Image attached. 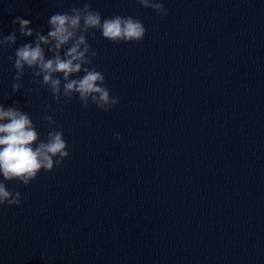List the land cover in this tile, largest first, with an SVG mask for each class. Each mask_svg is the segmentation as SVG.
Instances as JSON below:
<instances>
[{
  "label": "water",
  "instance_id": "obj_1",
  "mask_svg": "<svg viewBox=\"0 0 264 264\" xmlns=\"http://www.w3.org/2000/svg\"><path fill=\"white\" fill-rule=\"evenodd\" d=\"M85 2L145 36L86 34L119 98L108 111L56 103L27 67L14 93L8 57L35 33L0 48V103L40 140L61 130L69 152L27 186L4 181L21 203L0 205V264H264V0H159L164 16L138 0H0V37L16 16L46 35Z\"/></svg>",
  "mask_w": 264,
  "mask_h": 264
},
{
  "label": "clouds",
  "instance_id": "obj_2",
  "mask_svg": "<svg viewBox=\"0 0 264 264\" xmlns=\"http://www.w3.org/2000/svg\"><path fill=\"white\" fill-rule=\"evenodd\" d=\"M138 3L158 15L168 14V9L159 0H138ZM12 23L18 28L0 37V48L14 45L17 31L24 37L35 33L33 41L20 45L14 57H8L13 60L16 70L12 84L14 93L22 88L20 80L27 67L32 70L33 83L47 85L56 103L61 102V96L70 102L78 94L84 107L91 102L104 111L116 105L119 98L110 95L104 74L95 66L89 67L98 53L92 49L86 34L93 29L99 30L103 38L120 43L140 41L146 32L139 19L121 15L102 18V13L87 2L83 7L52 14L47 21L49 31L46 35L31 28V21L20 16H16ZM46 50L52 53L51 57H46ZM81 72L84 73L82 76L71 78ZM58 74H62V78ZM41 76L42 80L36 79ZM17 103L10 107L0 103V176L3 177L0 180V205L21 203V193L9 190L4 181H18L27 186L41 170L50 172L69 156L63 132L51 128L46 140H40L30 115L15 106ZM46 107L50 109L52 106L48 104ZM44 120L49 125L55 123L51 115L45 116ZM114 138L119 140L122 137L117 132Z\"/></svg>",
  "mask_w": 264,
  "mask_h": 264
}]
</instances>
